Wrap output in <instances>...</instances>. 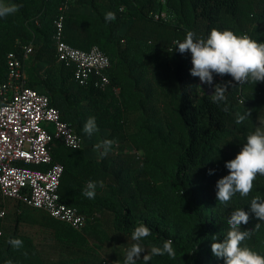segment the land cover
<instances>
[{
    "label": "trees",
    "instance_id": "1",
    "mask_svg": "<svg viewBox=\"0 0 264 264\" xmlns=\"http://www.w3.org/2000/svg\"><path fill=\"white\" fill-rule=\"evenodd\" d=\"M64 1L0 0L21 6L0 18V85L14 51L25 63L28 86L49 95L77 134L85 140L83 125L95 116L99 140L114 143L97 162L84 154L86 145L72 150L53 142V158L65 167L61 202L85 215L87 228L77 232L42 210L9 200L0 264H123L140 223L152 230L140 242L146 250L171 239L176 251L174 259L156 256L150 264H224L211 252L212 237L222 242L237 208L250 216L242 230L260 223L242 246L264 255V222L249 211L253 197L264 199V176L257 175L247 197L237 193L224 205L216 196L217 181L228 174L225 162L264 121V82L229 87L224 112L223 103L211 102L214 88H189L200 84L190 75L191 54L175 50L187 31L206 38L214 27L264 42V0H70L65 40L84 51L99 46L109 56L106 90L94 78L79 85L74 69L57 58L55 21ZM163 10L171 18H150ZM108 12L114 20L106 21ZM31 45L34 52L24 61V48ZM231 79L214 74V83ZM114 88H120L119 96ZM247 110L251 116L236 124L237 113ZM89 180L104 182L91 200L82 195ZM10 238L22 239L23 248L13 249Z\"/></svg>",
    "mask_w": 264,
    "mask_h": 264
},
{
    "label": "built area",
    "instance_id": "2",
    "mask_svg": "<svg viewBox=\"0 0 264 264\" xmlns=\"http://www.w3.org/2000/svg\"><path fill=\"white\" fill-rule=\"evenodd\" d=\"M69 1L61 4L60 15L55 21L57 58L74 69L79 85L86 86L94 78L96 86L106 90L111 86L106 75L112 65L109 56L99 46L84 51L65 40L64 22ZM150 18L166 21L171 15L163 10L152 13ZM24 49L23 58L28 61L34 47ZM7 66L8 78L0 85V242L9 200L42 210L51 218L84 233L88 218L77 208L61 202L60 187L65 167L54 160L52 144L58 141L67 149L78 150L85 146V140L62 120L58 109L51 105L49 95L28 86L25 63L16 52L8 54ZM114 91L117 96L121 93L120 88H114Z\"/></svg>",
    "mask_w": 264,
    "mask_h": 264
},
{
    "label": "clouds",
    "instance_id": "3",
    "mask_svg": "<svg viewBox=\"0 0 264 264\" xmlns=\"http://www.w3.org/2000/svg\"><path fill=\"white\" fill-rule=\"evenodd\" d=\"M21 6L17 4L0 3V18L19 11ZM106 21L115 19V14L108 12L105 15ZM176 48L180 54L186 52L191 54L190 75L198 77L199 85H189V88L201 85H208L214 88L210 95L211 102L220 105L224 104L223 111L228 112L227 105L228 88H235L236 85L246 83L256 84L264 82V42L252 39L248 34H236L229 29L220 30L212 28L207 37L197 38L196 33L187 31L185 38L175 41ZM214 74L219 77L230 76L232 79L226 82L214 83ZM235 82V83H233ZM244 104V100H241ZM251 116V110L244 114L237 113L236 124H242ZM82 131L88 137H92L99 132V126L95 116H90L85 121ZM114 141L104 139L94 145V150L100 152V157H104L111 150ZM102 150V151H101ZM228 174L220 178L216 183V196L220 204L227 205L234 195L239 193L241 197H247L254 187L257 175L264 176V121L260 126L246 136V142L236 154L234 159L225 162ZM214 174V170H209V175ZM104 188L103 180H89L82 191V195L88 199H95L97 189ZM249 211L255 218L264 222V199L253 197L249 204ZM249 212L242 208L235 209L227 220L228 230L222 242H216L217 236H213L211 252L217 259H222L224 264H264V255L242 246L243 242L249 239L255 229L260 228L257 223L251 230H242V225L248 224ZM152 234V230L144 223L138 224L131 233L133 243L125 252L123 264H150L153 257L167 255L170 259L176 257L171 239L165 240L162 246L152 245L150 250H146L140 243ZM10 246L15 250H20L24 242L20 238H10ZM143 258L141 259V254ZM27 255V253H24ZM6 264H13L11 260ZM115 264H120L116 261Z\"/></svg>",
    "mask_w": 264,
    "mask_h": 264
},
{
    "label": "rangeland",
    "instance_id": "4",
    "mask_svg": "<svg viewBox=\"0 0 264 264\" xmlns=\"http://www.w3.org/2000/svg\"><path fill=\"white\" fill-rule=\"evenodd\" d=\"M99 133L94 134L92 137H88L87 135H85L84 133V138H85V145L89 148V149H93L94 150V145L98 142H100L99 140ZM2 202L1 200V196H0V203Z\"/></svg>",
    "mask_w": 264,
    "mask_h": 264
},
{
    "label": "crops",
    "instance_id": "5",
    "mask_svg": "<svg viewBox=\"0 0 264 264\" xmlns=\"http://www.w3.org/2000/svg\"><path fill=\"white\" fill-rule=\"evenodd\" d=\"M83 152L89 159H92V160L99 162V157H100L99 151L89 149L88 147H86Z\"/></svg>",
    "mask_w": 264,
    "mask_h": 264
}]
</instances>
